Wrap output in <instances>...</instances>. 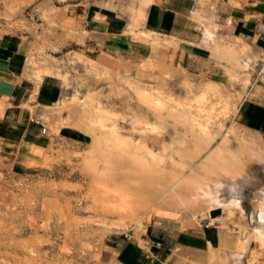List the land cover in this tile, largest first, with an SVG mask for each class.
Segmentation results:
<instances>
[{"label": "rangeland", "instance_id": "rangeland-1", "mask_svg": "<svg viewBox=\"0 0 264 264\" xmlns=\"http://www.w3.org/2000/svg\"><path fill=\"white\" fill-rule=\"evenodd\" d=\"M148 2L0 0V37L20 45L16 77L62 86L54 105L33 111L48 129L35 124V145L18 139L15 115L0 101V136L9 140L0 139V264H117L112 238L139 240L150 228L175 246L217 202L226 177L247 169L264 177V138L236 117L257 59L211 26L210 60L194 70L168 67L156 36L142 29ZM92 4L125 19L132 47L112 62L88 50L93 35L80 19ZM63 125L78 139H62ZM182 186L186 199L175 196ZM259 191L252 204L264 218ZM115 204L138 209L119 215ZM252 237L238 255L182 244L170 264H264V229Z\"/></svg>", "mask_w": 264, "mask_h": 264}, {"label": "crops", "instance_id": "crops-1", "mask_svg": "<svg viewBox=\"0 0 264 264\" xmlns=\"http://www.w3.org/2000/svg\"><path fill=\"white\" fill-rule=\"evenodd\" d=\"M148 1L142 29L156 36L159 46L155 48L168 67L194 70L210 60L214 47L208 30L211 26H216L214 32L218 36L248 48L250 57L257 59L256 70L236 117L248 133L264 138V0ZM80 22L93 35L88 50L107 55L102 57L99 53L98 60L112 62L108 56L124 55L131 50V41L124 36L125 19L113 9L92 4L81 14ZM19 46L13 37H0V101L5 100L10 106L9 113L15 115L14 121L9 122L22 130L18 139L35 145L39 137L35 124H44L37 115L34 117L33 111L54 105L62 95V86L53 79H43L36 85L31 79L16 77L13 59ZM59 133L66 140H76L79 135L67 126L61 127ZM0 139L9 141L2 136ZM262 186L264 177H254L250 169L235 178L226 177L217 202L205 210L192 231L178 236L175 246L170 245L163 231L150 228L148 234L139 235V240L135 233H121L112 238L109 248L117 264H170L173 251L182 244L238 255L244 248L251 249L254 232L264 229V218L252 204L253 196Z\"/></svg>", "mask_w": 264, "mask_h": 264}, {"label": "bare ground", "instance_id": "bare-ground-1", "mask_svg": "<svg viewBox=\"0 0 264 264\" xmlns=\"http://www.w3.org/2000/svg\"><path fill=\"white\" fill-rule=\"evenodd\" d=\"M148 33V32H147ZM149 34H151V33H149ZM154 35V34H153ZM160 42V41H159ZM155 44V46H159V44H158V41L156 40L155 42H154ZM47 73V72H46ZM25 106V105H24ZM28 106V105H27ZM30 106V105H29ZM31 110V109H30ZM64 126V125H63ZM62 126V127H63ZM61 128V127H60ZM58 131V130H57ZM86 134L88 133V132H86V131H84ZM152 154V153H151ZM133 187H135V186H133ZM140 187V186H139ZM135 192H137L138 191V189H137V191H136V189H133ZM153 190V189H152ZM186 188L185 187H180L177 191H175V196H178L179 197V199H186L185 198V195H186ZM148 191H150L149 189H146V188H142V189H139V191L138 192H145V195H146V193H151V194H149V195H152V194H154V193H157L158 194V191H150V192H148ZM156 195V194H155ZM172 201H169L168 203L169 204H175V202H177L175 199H174V196L172 197V199H171ZM255 201H256V203H257V206L259 207V208H261V210H263L264 211V187H263V189L262 190H260L259 191V194L258 195H256V197H255ZM184 203H186V202H184ZM115 213L116 214H119V215H126V214H128V213H132V212H134V211H136V209H138L137 207H132V206H130V205H123V204H115ZM114 207H113V209L112 210H114ZM112 214V213H111ZM118 215V216H119ZM123 222V221H122ZM121 226V225H120ZM126 227H128V226H126ZM122 228H124V226L122 227Z\"/></svg>", "mask_w": 264, "mask_h": 264}, {"label": "built area", "instance_id": "built-area-1", "mask_svg": "<svg viewBox=\"0 0 264 264\" xmlns=\"http://www.w3.org/2000/svg\"><path fill=\"white\" fill-rule=\"evenodd\" d=\"M42 127H43V128H42V133H43V134H46L47 131H48V129H47L45 126H43V125H42Z\"/></svg>", "mask_w": 264, "mask_h": 264}]
</instances>
